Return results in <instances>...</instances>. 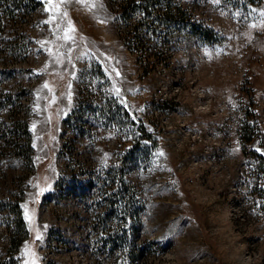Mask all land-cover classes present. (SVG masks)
<instances>
[{"label":"rangeland","instance_id":"1","mask_svg":"<svg viewBox=\"0 0 264 264\" xmlns=\"http://www.w3.org/2000/svg\"><path fill=\"white\" fill-rule=\"evenodd\" d=\"M38 1L2 22L0 264H264V0H170L162 38L112 0Z\"/></svg>","mask_w":264,"mask_h":264},{"label":"trees","instance_id":"2","mask_svg":"<svg viewBox=\"0 0 264 264\" xmlns=\"http://www.w3.org/2000/svg\"><path fill=\"white\" fill-rule=\"evenodd\" d=\"M116 2L125 18V24H133V33L136 32L134 37H138L141 33L142 28H147L153 31L155 34H159V37H163V33L168 37L173 33L180 32L186 28L184 13L181 8L172 5L170 0H112ZM42 4L38 0H0V37L5 36L6 32L2 28V22L5 20L16 21L19 18H26V23L31 16L36 15L41 9ZM139 16V17H138ZM127 18V19H126ZM127 26V27H129ZM163 32V33H162ZM213 30L200 29L197 35L204 40L210 41L214 38ZM19 38L25 39V34L21 33ZM167 37V38H168ZM17 51L25 50L24 45L18 43L16 45ZM84 104L76 105L68 121L77 118L81 119L84 117V111L82 110ZM80 120V121H81ZM14 128L17 138L10 142L15 152H21L25 155L29 161L32 155L31 147V135L29 126L26 118L23 121L16 122ZM13 132V131H12ZM244 143L250 144L253 140V134L246 132L243 135ZM261 163H264V159L260 157ZM122 183V182H121ZM122 186V185H121ZM122 200V199H121ZM119 211L125 215H130L132 202L119 201ZM124 205H122V203ZM16 215V230L17 234L12 235L10 238V249L16 252L21 246L23 240L20 235L26 234L24 221L20 214L18 205L14 206L12 211Z\"/></svg>","mask_w":264,"mask_h":264}]
</instances>
